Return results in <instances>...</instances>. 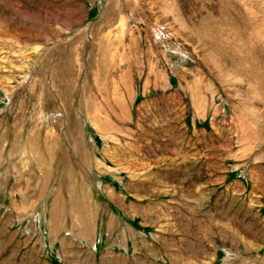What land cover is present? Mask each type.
<instances>
[{
    "label": "rangeland",
    "instance_id": "rangeland-1",
    "mask_svg": "<svg viewBox=\"0 0 264 264\" xmlns=\"http://www.w3.org/2000/svg\"><path fill=\"white\" fill-rule=\"evenodd\" d=\"M0 264H264V0H0Z\"/></svg>",
    "mask_w": 264,
    "mask_h": 264
},
{
    "label": "crops",
    "instance_id": "crops-1",
    "mask_svg": "<svg viewBox=\"0 0 264 264\" xmlns=\"http://www.w3.org/2000/svg\"><path fill=\"white\" fill-rule=\"evenodd\" d=\"M195 104H198V107L201 106V102H196L194 101ZM32 169V168H31ZM27 170V165L21 163V165H16L14 167V171L11 173L12 174V181H11V187H12V192L20 194L19 197L22 196H28L31 197L32 194L27 195L28 193L25 192H35L37 190L42 189L43 187L39 185L38 182H33V178L29 177L31 173L35 172V170ZM9 174V173H8ZM43 185V183H42ZM11 190V189H9Z\"/></svg>",
    "mask_w": 264,
    "mask_h": 264
}]
</instances>
